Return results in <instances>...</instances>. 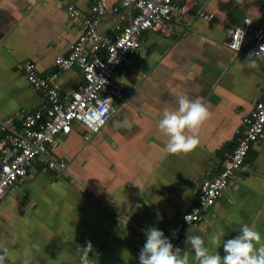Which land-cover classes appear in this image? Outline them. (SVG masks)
Wrapping results in <instances>:
<instances>
[{"label":"crops","instance_id":"obj_1","mask_svg":"<svg viewBox=\"0 0 264 264\" xmlns=\"http://www.w3.org/2000/svg\"><path fill=\"white\" fill-rule=\"evenodd\" d=\"M89 2L0 0V124L8 131L18 133L21 112L44 104L26 81L24 63L31 62L59 93L81 82L77 68L60 71L54 59L66 55L79 35L64 5L86 14ZM118 3L108 0L109 9ZM197 12L213 19L197 18ZM128 14L123 8L119 14L108 11L98 32L115 35L127 24L119 15ZM245 17L264 31V0H197L174 21L171 36L143 33L142 62L130 55L115 74L123 97L103 130L88 142L79 125L58 135L52 151L66 161L65 171L47 170L38 159L17 188L0 198V251L12 264H80L77 247L86 241L92 244L89 264H138L143 230L156 227L165 234L191 208L200 182L214 178L231 156L242 118L264 91V61L258 70L247 61L252 37L241 52L225 46V30ZM86 51L93 54L92 46ZM177 92L206 103L209 117L193 150L166 154L168 137L158 121L165 104L177 107ZM243 224L255 225L264 244V139L249 149L243 168L202 221L184 227L181 255L187 251L189 264H196L185 241L199 235L223 256V246L212 247L210 237L223 230L222 243Z\"/></svg>","mask_w":264,"mask_h":264},{"label":"built area","instance_id":"obj_2","mask_svg":"<svg viewBox=\"0 0 264 264\" xmlns=\"http://www.w3.org/2000/svg\"><path fill=\"white\" fill-rule=\"evenodd\" d=\"M196 6L197 0H119L117 6L109 9L108 0H90L88 12L84 14L73 4H65V13L78 26L79 35L66 55L54 59V66L60 71L77 68L81 82L75 90L59 93L31 62L23 64L27 83L40 92L44 104L36 110L21 112V130L18 133L8 131L0 124V198L17 188L38 159L45 163L47 170L65 171L66 161L52 151L57 136L69 134L74 125L85 129L83 137L86 142L100 133L123 97L121 87L114 82L118 68L127 62L130 55L142 62L139 55L143 50V33L154 30L162 36H171L174 21L185 17ZM119 8L129 11L127 17L119 15L120 19L127 20V24L112 36L98 32L104 15L108 11L119 14ZM196 17L206 21L213 19L212 14L203 12H197ZM241 30L244 36L237 51L234 42L242 35ZM225 35V46L236 53L242 51L248 37L253 39L249 45L250 52H258L260 45L264 44L263 29L254 26L249 17L243 18L240 25L227 28ZM87 45L92 46L93 54H88ZM260 60L264 61V55L259 57ZM263 139L264 91L251 111L242 118L241 128L236 131L237 143L231 156L222 163L221 171L214 178L200 182L194 204L166 229L164 236L174 249H182L184 227L202 221L205 213L243 168L249 149ZM0 255H3L1 251ZM5 264L12 263L6 258Z\"/></svg>","mask_w":264,"mask_h":264},{"label":"clouds","instance_id":"obj_3","mask_svg":"<svg viewBox=\"0 0 264 264\" xmlns=\"http://www.w3.org/2000/svg\"><path fill=\"white\" fill-rule=\"evenodd\" d=\"M242 32V30H241ZM244 33L238 36L234 42L238 51L243 40ZM264 55V44L260 45L258 52H250L248 55L249 66L259 69V57ZM110 100L106 99L105 103ZM175 109L165 104L162 108V118L158 121L161 133L168 137L164 146L166 154L187 153L193 150L199 143L198 133L200 125L209 117V106L198 99H192L187 93L177 92ZM190 133V134H186ZM187 216L185 220L187 221ZM146 241L139 252V264H189V253L180 249H174L170 240L156 227L143 230ZM223 230H218L210 237L212 247L223 246L224 255L213 253L205 245V240L199 235L186 236V243L190 244L194 252L196 264H264V244H261V235L255 225L243 224L239 234L234 238L223 240ZM260 246L257 248L256 245ZM92 250L90 241L85 246L77 247L80 253V264H89V253ZM6 252V249H5ZM5 255H0V264H5Z\"/></svg>","mask_w":264,"mask_h":264}]
</instances>
